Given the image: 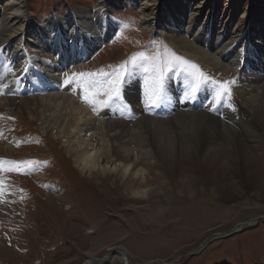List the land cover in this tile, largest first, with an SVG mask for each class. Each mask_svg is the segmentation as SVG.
<instances>
[{
	"label": "rangeland",
	"instance_id": "obj_1",
	"mask_svg": "<svg viewBox=\"0 0 264 264\" xmlns=\"http://www.w3.org/2000/svg\"><path fill=\"white\" fill-rule=\"evenodd\" d=\"M98 1L24 2L30 18L44 24V27L49 17L55 14V24L49 25V28L60 30L66 26V19L71 17L76 7H93L97 10L101 8ZM115 1L114 7L109 8L111 23L116 28L112 39H99L87 26L84 38L101 42L96 43L89 55L81 57L80 68L71 64V71H96L100 68L111 71L109 66L120 64L134 52L155 51L156 45H160V50L163 51V46L167 45L178 55L197 64L212 80L231 82V102L237 99L235 86L240 71L238 64L234 65L235 71H230L226 76L217 74L176 49L165 37L164 27L171 18L177 17L182 20L183 25L188 20H193L191 22L194 26L197 20L203 21L201 18H205L208 12L220 22V29L242 28V38L252 40L255 35H248V28H260L259 34L264 33V22L256 13V10L260 11L259 7L264 6V0H193L189 3L188 0H165L169 5L175 6L178 13L169 10L171 6L168 7V4L163 5V0ZM199 4L203 6L201 10L198 8ZM142 10L151 22L158 15L160 20L150 28L148 22L143 23ZM197 10H200L199 15L191 18L194 16L192 12L195 11L196 14ZM127 19L134 21V25L129 29H122L120 21ZM94 20L97 21L96 18ZM196 27L197 32L201 31L199 26ZM38 30L33 27L31 31L22 32L21 29L22 33L16 37V42L20 38L23 40L20 52H23V58L27 55L37 56L60 51L51 43L48 45L50 51L39 47L38 40H44L45 37L40 38ZM18 33L19 31L16 32ZM2 38L0 34V41ZM259 38L258 41L263 39L261 36ZM214 39L216 45L221 41L216 34ZM16 42L9 43L8 47L0 43V86L7 84V75L14 73L16 58L20 57L10 55V50L17 46ZM46 59L53 60L51 57ZM146 75L139 71L128 78L122 100L110 107L100 108L97 112L82 99L87 112H94L97 120H101L104 116L102 113L110 108L114 110L113 114L125 120L133 121L142 116L166 119L176 115L181 105L184 108L182 111L197 109L198 105L193 104L204 98L205 92H211L214 87L205 86L195 102H180L187 78L179 70H174L166 79V92L170 102L165 101L157 108L146 102ZM33 83L32 81L31 84L34 85ZM131 85L139 91L136 100L129 99ZM67 88L69 87L62 86L61 89ZM72 90L73 88L69 92L71 98L78 94L76 89ZM25 92L18 93L17 96L30 95L28 91ZM7 95L9 94L0 88V97L8 98ZM206 100L201 101V104H205ZM224 107L225 104H222L213 112L219 114ZM10 144L13 147L7 150L6 145ZM98 146L90 149V152ZM112 158L119 160L117 157ZM180 159L174 165H169L170 168H150L152 173L148 177V183L151 182V185L143 186L151 192L138 196L131 192L129 185L120 183L119 178L115 185L113 173L105 178L96 174L91 176L89 172L80 173L65 148L52 141L48 133L45 135L36 121L28 120L19 113L0 117V161L41 162L31 170L19 172L9 171L11 166L6 163L0 164V180L5 182V195L0 198V264H83L89 257L97 258V262L109 259L107 264H148L153 261L152 264H159L156 261L169 263L177 257L180 258L173 264H264V185H244L236 175L238 185H233L230 179L226 181L225 177L228 175L224 174L223 177L222 172L216 174L220 185H212L215 173L207 170L205 163H199L196 158L188 156ZM187 162H190L191 169L186 167ZM245 164L247 160L239 156L236 171ZM192 165L196 166L194 171ZM156 174L163 176L161 182L154 181ZM184 176L192 177L193 184L196 185H182ZM243 221L246 225L239 227ZM117 246L126 249L130 263L106 257V249Z\"/></svg>",
	"mask_w": 264,
	"mask_h": 264
},
{
	"label": "bare ground",
	"instance_id": "obj_2",
	"mask_svg": "<svg viewBox=\"0 0 264 264\" xmlns=\"http://www.w3.org/2000/svg\"><path fill=\"white\" fill-rule=\"evenodd\" d=\"M24 1L0 0L2 46L8 47L9 43L16 42V37L22 32L37 27L41 33L39 37H45L44 40H38L39 47L50 51L48 45L51 43L60 51L37 56L27 55L23 58V52L20 53L23 40L22 38L17 40L15 49L10 50L11 57L20 56L16 58V68L13 74L7 75V84L0 86L9 94L8 98L0 97V117L19 113L28 120L36 121L38 128L45 135L48 133L52 141L65 148L80 173L89 172L91 176L96 174L104 178L113 173L116 178L115 185L117 180L121 179L120 183L129 185L131 192L138 196L151 192L148 186L147 190L143 186L151 185V182L148 183V177L152 173L149 171L150 168L158 170H162V166L170 168L169 165H174L182 156L194 157L199 163H205L207 170L215 173L212 185H220L216 180L218 172H222L223 177L224 174L228 175L225 177L226 181L230 179L233 185L238 182L235 175L240 177L244 185H264V33L259 34L260 28H248L247 34L255 35L252 40L242 38L244 35L241 34L242 28L220 29V22L208 12L205 18L204 16L201 18L203 21L197 20L194 26L191 22L193 20H188L183 25L182 20L177 17L171 18L164 27L167 40L176 49L200 62L203 67L226 76L230 71H235V64L240 66L235 86L237 99L232 101L235 111L226 105L219 114L208 111L201 104V101L207 99L210 94V91H206L205 97L193 104L198 105L195 106L197 109L182 111L181 105L176 115L166 119L142 116L133 121L125 120L113 114L114 110L110 108L102 113L104 116L101 120H97L95 113H88L82 102V89L73 86L78 91L77 96L73 98L69 94L73 87L61 89L62 73L71 71V64L80 68L81 57L89 55L96 43L101 42L84 38L87 26L99 39L106 41L112 39L116 28L111 23L109 8L114 7L117 1L99 0L101 8L97 10L93 7H76L71 17L66 19V26L60 30L49 28V25L55 24V14L49 17L45 27L44 24L31 19ZM191 1L193 0H188V3ZM167 2L163 0L162 4L167 5ZM169 6L171 5L168 4ZM201 7L203 8L199 4L200 10ZM169 8L178 13L175 6ZM259 8L260 11L256 10V13L264 22V6ZM200 10H197L196 14L193 11L194 16L191 18L197 17ZM142 11L143 23L148 22L150 28L160 20L158 15L151 22L144 14L145 11ZM93 18L97 21H93ZM98 18H101V21H98ZM59 20L62 21L61 18ZM196 26H199L201 31L197 32ZM214 34L221 38L217 45ZM259 36L263 38L261 41L257 40ZM47 57L53 60H47ZM230 57L234 59L231 60ZM32 81L34 85L31 84ZM25 91L30 95L17 96L18 93H26ZM31 91L34 93L31 94ZM138 95L139 91L131 85L129 99L136 100ZM97 145L98 148L90 152V149ZM6 146L7 150L13 147L12 144ZM134 153L136 154L132 159ZM239 156L244 157L247 164L241 165L236 171L235 165ZM190 165V162L186 163V167L190 168ZM192 168L194 171L196 166L192 165ZM162 177L156 174L154 181L161 182ZM182 181V185H196L190 176ZM243 225H246L245 221L238 226ZM106 251H108L106 257H115L124 263H130V256L123 247H108ZM97 260L89 257L83 264H107L110 261ZM162 262L164 261H158Z\"/></svg>",
	"mask_w": 264,
	"mask_h": 264
},
{
	"label": "snow or ice",
	"instance_id": "obj_3",
	"mask_svg": "<svg viewBox=\"0 0 264 264\" xmlns=\"http://www.w3.org/2000/svg\"><path fill=\"white\" fill-rule=\"evenodd\" d=\"M122 29H129L134 25L131 19L121 20ZM155 51L141 50L134 52L127 60L116 66H109L112 70L105 71L100 68L96 71H65L62 73V86L78 87L83 91V99L92 105V110L97 112L100 108L110 107L123 98L124 85L128 78L142 71L145 76L146 102L152 107H160L165 101L170 102L166 92V79L174 70L183 73L187 80L183 88L180 102H195L198 95L207 85H213L206 103L202 106L208 111H216L225 104L230 110L235 111L231 102L232 89L229 81H215L206 76L199 66L178 55L167 45L160 50L156 45ZM27 69H24L26 71ZM75 87L73 90L75 91ZM11 167L9 171L31 170L41 162L36 160L0 161ZM5 182L0 180V198L5 195Z\"/></svg>",
	"mask_w": 264,
	"mask_h": 264
},
{
	"label": "water",
	"instance_id": "obj_4",
	"mask_svg": "<svg viewBox=\"0 0 264 264\" xmlns=\"http://www.w3.org/2000/svg\"><path fill=\"white\" fill-rule=\"evenodd\" d=\"M188 255H190V253H189ZM179 258H180V257H177L176 259L170 261L169 263H167V262H162V263H159V264H173V263H175ZM156 262H158V261H156ZM152 263H154V261H153V262H149L148 264H152Z\"/></svg>",
	"mask_w": 264,
	"mask_h": 264
}]
</instances>
